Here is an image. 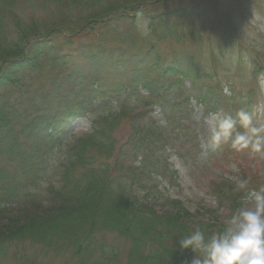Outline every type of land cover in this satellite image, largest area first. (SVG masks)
I'll return each instance as SVG.
<instances>
[{"label": "trees", "instance_id": "16d2710c", "mask_svg": "<svg viewBox=\"0 0 264 264\" xmlns=\"http://www.w3.org/2000/svg\"><path fill=\"white\" fill-rule=\"evenodd\" d=\"M174 1L166 9V0H0V257L28 241L65 249L73 264H191L196 254L181 250L180 238L197 226L206 235L222 229L165 193L178 186L168 149L187 168L198 165L192 100L213 113L224 105L253 113L252 103L227 104L234 94L226 96L216 66L234 41L230 23L209 18L223 32L203 53L185 40L199 37L207 11ZM22 2L52 5L43 8L52 19L42 24ZM138 13L151 28L143 41ZM169 40L183 44L166 50ZM85 116L91 130L70 141L73 121ZM236 183L219 175L208 187L231 213L248 194ZM101 231L128 240L125 262L117 246L98 241Z\"/></svg>", "mask_w": 264, "mask_h": 264}, {"label": "rangeland", "instance_id": "374dc122", "mask_svg": "<svg viewBox=\"0 0 264 264\" xmlns=\"http://www.w3.org/2000/svg\"><path fill=\"white\" fill-rule=\"evenodd\" d=\"M189 1L198 3L201 9L207 11L208 14L205 16L206 24H198L197 30L201 32L199 37L190 36L185 42L188 41V46H199L203 53L204 51L207 52L209 47L217 42L215 35L217 32L222 31L220 26L224 25L213 23L207 26L211 21L209 18L218 15L222 21L230 23V34L232 33L231 36L234 41L226 46L225 53L222 51L217 55L218 61L216 64L225 85L226 96L234 94V100L227 104L234 102L243 108L245 107L244 102H246L244 100H249L246 104L248 106V103H252L251 110L254 113V119L259 124H264V90L259 86V81L264 79V69L258 65L259 63L264 64V0H188L187 2ZM175 5L174 0H166L163 7L170 9ZM20 6L25 9L24 12L28 16H31L33 12L36 15H41L42 24L48 23L52 19L51 14H46L48 10L43 11L44 6L52 8V5H43L40 2L33 5V3L22 2ZM213 30L214 32H211ZM142 39L144 37L139 35L138 41H143ZM79 40L77 39V41ZM237 41H239L238 46ZM164 43L166 46L163 45V47L166 50H172L173 47L179 49L177 44H183L176 43L174 40L165 41ZM184 44L186 45V43ZM144 45H146L145 42ZM180 48H183V46ZM255 67H260L257 73ZM186 85L189 86V83L187 82ZM236 107L223 106L226 112L230 114L234 111V113L237 112ZM248 108L250 107L248 106ZM137 110L139 111L140 108ZM212 113L206 110V107L202 104H197L195 100H192V117L199 132L198 141L200 142L202 154L197 159L198 165H194L195 168L190 169L184 164L182 158H179L172 149H168L169 162L172 168L177 171L178 186L165 188V193L179 199L193 217H202L207 221L221 225L226 222L227 217L231 214V209L227 204L220 203L209 192L210 181L215 176L219 178V175L237 182L247 180L249 185V188H247L248 194L246 198L240 200L239 208L250 205V194L264 188V156L251 154L248 151L236 152L234 150L230 151L231 155L222 154L227 153L228 149L223 150L222 153L220 151L218 154L210 152L208 149L211 136L209 121ZM154 114L158 121L163 123L159 109H156ZM90 129L91 121L89 118L76 119L68 130L67 137L70 141H73L75 138L88 133ZM127 132L128 129L123 127L119 132V138L122 139ZM162 200L156 206L158 209L166 207L161 204ZM97 237L100 242L103 241L117 246L123 258L122 261L125 262V256L129 248L127 239L119 237L112 231H101ZM10 250L14 251H10V254L3 258L0 257V264H27L30 259H34L38 264H73L67 258L68 253L65 249L61 253L56 248L46 247L40 243L26 241L20 246H12ZM15 251H19L22 256L16 257L14 255L13 257Z\"/></svg>", "mask_w": 264, "mask_h": 264}, {"label": "clouds", "instance_id": "9594fccd", "mask_svg": "<svg viewBox=\"0 0 264 264\" xmlns=\"http://www.w3.org/2000/svg\"><path fill=\"white\" fill-rule=\"evenodd\" d=\"M135 28L141 37L151 35L149 21L142 14ZM264 90V79L259 81ZM211 136L208 149L217 153L228 145L236 152L248 151L264 156V124L254 119V113L245 109L235 115L218 110L209 121ZM248 181L235 185L238 192L247 189ZM251 204L234 210L221 230L206 235L201 227H195L179 240L181 250L191 249L195 258L191 264H264V188L250 194Z\"/></svg>", "mask_w": 264, "mask_h": 264}]
</instances>
